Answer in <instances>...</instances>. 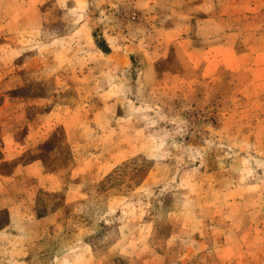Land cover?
<instances>
[{
  "label": "rangeland",
  "instance_id": "obj_1",
  "mask_svg": "<svg viewBox=\"0 0 264 264\" xmlns=\"http://www.w3.org/2000/svg\"><path fill=\"white\" fill-rule=\"evenodd\" d=\"M3 191L33 264H264V0H0Z\"/></svg>",
  "mask_w": 264,
  "mask_h": 264
},
{
  "label": "crops",
  "instance_id": "obj_2",
  "mask_svg": "<svg viewBox=\"0 0 264 264\" xmlns=\"http://www.w3.org/2000/svg\"><path fill=\"white\" fill-rule=\"evenodd\" d=\"M39 163V160H34L32 162L22 164L21 166L24 168L23 171L27 172L29 175L43 176L44 171L42 170L40 174ZM19 169L20 167L16 168V171L11 175L13 181L19 180L21 178ZM35 169L37 172L34 173ZM63 209L64 207L58 206L51 209L47 213L38 212V210L34 211L35 217L32 223L38 222L41 223L42 226L45 225V223L50 224L52 221H54L53 217H56L59 213H61V211H63ZM19 210L20 202L13 197L11 192H0V212L5 211L7 214L6 219L0 221V246L2 247L1 251L5 253L4 257H0V262H3L2 264H33L34 261L32 260L33 257H30L29 255V251H31L29 239L36 240L38 239V236L31 238L32 235L30 236L31 232L28 229L30 223L27 226L18 225L21 215L20 212H17ZM8 240L10 243L12 241H18V243L16 245L11 244L10 246ZM82 257L83 255H81L79 258L77 257V261ZM99 259L100 258L96 257L95 255L88 256L89 264H98Z\"/></svg>",
  "mask_w": 264,
  "mask_h": 264
}]
</instances>
